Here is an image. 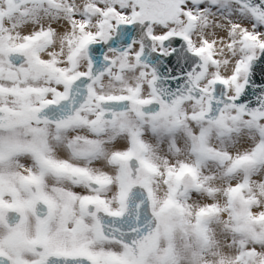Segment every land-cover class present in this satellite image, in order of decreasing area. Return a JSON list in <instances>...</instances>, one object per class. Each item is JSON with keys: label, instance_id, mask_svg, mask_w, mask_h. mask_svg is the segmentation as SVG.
<instances>
[{"label": "snow or ice", "instance_id": "snow-or-ice-1", "mask_svg": "<svg viewBox=\"0 0 264 264\" xmlns=\"http://www.w3.org/2000/svg\"><path fill=\"white\" fill-rule=\"evenodd\" d=\"M0 264H264V0H0Z\"/></svg>", "mask_w": 264, "mask_h": 264}]
</instances>
